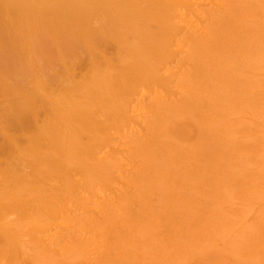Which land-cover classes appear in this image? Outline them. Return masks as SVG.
Here are the masks:
<instances>
[{
  "label": "bare ground",
  "instance_id": "1",
  "mask_svg": "<svg viewBox=\"0 0 264 264\" xmlns=\"http://www.w3.org/2000/svg\"><path fill=\"white\" fill-rule=\"evenodd\" d=\"M214 1H216V0H214ZM220 1L217 0L215 2V4H213L214 2H210V5H212V6H211V10H210V8H208V11H213L214 13L216 11L218 13H219V11L221 12L220 18L216 19V18H218V16H216V18H215L216 21H215V23H213L214 25L212 24L213 28H211L210 22H208L206 24V21L204 22L203 19L200 20V17H199L200 14L198 13L199 14V16H198V14L195 13L196 11L197 12L200 10L203 11L205 9L204 8V9L199 10L198 6L200 7L201 3H196V0H0V131L2 132V134H0V136L3 137V139L1 140L2 142L0 144V150H1V155H2V156L1 155L0 156H1V158L3 157L2 160H0V262L2 264H4L3 262H5V263L8 262V264H25L29 257H30L29 259H32L31 256L29 255V254H31L29 251L34 252V253H32L33 255L31 254L35 258L33 260L34 262H36L35 260L38 258V261L36 264H38L40 261H42V260H40V259H42V257L43 258L46 257L49 260L52 259L50 261L54 260L55 263L54 262L50 263V261H49V264H56L57 261H59L57 263L62 264L63 258H61V257H64L65 255L67 257L68 252L71 255V253L74 250L72 247L75 248L80 244L79 248L82 249V247H85L84 249L87 250V245L90 246V244L93 242L90 240L91 238L89 239L91 243H86L85 239H83V238H82L83 241H81L82 240L81 237L83 235L82 236L79 235L80 231L78 232V235L81 237H79L77 239V237H78V235H76L77 233L75 234L73 232L74 233L73 234V233L69 232L68 230H65V231L62 230L63 228L64 229L68 228V227L67 228L62 227L63 226L62 224L64 223V226H65V223L69 222L68 220L71 219L70 216H65L63 214V212L65 213V211H63V210H66V209L69 210L70 209L69 208V207H71L70 198L72 199V195H75V194L77 195L78 194L77 192L80 190V188H82V187L85 188L89 184H90L89 186H91V185L93 186L94 183H96V182L100 183L101 181H102L101 185L103 184V185H105L104 187H107L111 184V181L113 184H116L117 183L116 181H118L120 179L119 177L117 178L116 176L113 177L114 169L115 168L119 169L118 161L121 160V154L125 152L123 149L117 150L119 148H114V146H113L115 144V142H116L115 145H118L120 143L121 139L124 140V138H121L122 133L119 132L118 130L122 131L125 128V129H127L128 133L133 132L132 133L133 135L135 133L141 132V134L139 136H141L143 138V140H142V138H139V137H138V139H139L138 140L136 137L137 136V134H136V136L132 135L133 136V142H131V141L130 142L132 145H133V143L135 144L138 142L139 144L138 145L135 144L134 146H132L133 147L132 149H134V147H136V145L138 146V148H140L139 146L141 145L140 149H138L136 147V149H134V150L135 151L138 150L140 152L143 149L141 151V153H139V154H141V156H143V157L145 155V158H146V159L143 158V159H145V161L142 160L145 165L142 163V161H140L142 169H143V166L146 167V168H144V169H146L145 173L143 172L144 169H143V171L141 170V172H138V173L142 174V175H139L142 178V182H143L144 176H145V179L148 180V181H146V180H144V181L146 183H148L150 180L148 178H146L147 176L151 175L152 173H155V177H156V174H158V176H157L158 178L156 177L155 180L153 178L154 177L153 174H152L153 177L150 176L154 181H156V179L158 181V182L156 181L157 182L156 184L153 180L152 181L154 183L150 182V183L155 184V186H156L155 187L153 185L154 187L152 188V185H151V189L152 190L155 189V191H153V193H155L156 189L158 187H160L161 185H162L161 188L162 187L166 188L165 191L171 192L172 186H175V182L178 179L181 181H184V183H186V181H187L188 185L189 184L195 185L194 184L195 182L197 183L196 185L202 184V182L204 180L200 178L199 180H201L202 182L198 181V177H197V181H195L193 184H192V181L187 180V179H190L189 177H191V175H193V177H191V180H193L192 178H194V174H193L194 172L193 173L191 171L186 172L187 166L190 167L191 169L193 168V166H195L193 168V170H194L197 167V165H199V163L196 162L197 165L192 166V163L195 162L200 155V154L197 155L198 153L193 152V150L195 149L196 146L198 147L200 144H204V145H202L204 148L202 147L203 150H202V153L199 157V159L203 160V162H204V163L202 162L204 165H202V163H201V168L205 167V162H214L218 158H220L221 160H222V158H224L222 160V161H224L225 160L224 156H226V154H227L226 152L228 151V153H230V151H231L230 149H236V147L233 144L232 146H234L235 148L233 147V148H229V150H226L228 148V146L225 147L224 142L229 141L230 138L227 139V136H226L227 134L224 133L226 130L223 132L225 134L226 138H225V136H223L221 134L225 128L224 126H223L224 128H222V126H220V128H219L220 124L218 125V123H217L218 127H216V129L214 128L215 126L213 127V124L215 125L216 122L213 123L212 125L210 124L212 127L209 126L208 127L209 129L206 127L208 122H206V124H205V123H203L204 122L203 121L202 123L201 122L198 123V125L196 124L197 127H196L195 131L200 130L198 132H201V133H198V134H200L199 137L197 136V134L196 135L191 134L192 135L191 136L190 135L191 130H193L195 127L193 126L194 123L190 122L191 119L189 120L187 117H189L190 115H191L190 117H192V112H193L192 110H194L198 106V103H199V101H198L199 99L197 97H199V96L201 97V95H203L205 92L199 91L198 93H194V94L192 92H190L191 94H189L188 89L186 90V88L183 87L184 89H182V90H184V91H182V93H184V94H182L178 91L179 88L182 87L181 85L179 88L177 87V90L174 89V87L178 86L177 83H178L179 79H178L177 75H179V73L184 74L186 71V74L188 73V75H189L187 77L188 80L185 79L186 81H190V83L193 81H197V83L195 82L196 84L194 83V85L191 83L195 88H197L194 90L198 91V90L203 89V91H206L208 88L206 90H204L205 86H203V88H200L202 85L200 86L199 85L200 83H198V82H200V80H203V78L204 79L206 78L209 80L205 79V80H203V82L208 81V84H209V82H210V85L214 84V85H212V87L215 88L217 91V88H216L218 86L217 80L220 77L224 78V76H222L223 74H221V76L219 75L220 77L213 78V80L210 79L211 76L208 75L209 78L205 76V74L207 75L210 73L209 68H207V66H208L207 64H210L209 62L211 61L209 59L214 58V56L219 55L220 52L223 51L225 48L229 47L230 45H233L234 44L233 39L235 37H236L235 43H236V39L238 41L241 40L240 41L241 43H242V41L244 42L243 47L245 48V46H246L247 49L249 47H251L250 50H252V51H253V49H255L253 47L256 44L255 41H257L259 38H261V36L259 35L260 32H259L258 28H254V25L251 27L247 26V29H245V31H247L246 32L247 43L245 44V41H244L245 39H243L245 31L243 33V29H242V28H244V26L242 25L243 26L242 27L241 25H239V26H241L239 29L238 25H236V23H235L236 21L239 22V20L237 18H238V15L240 14L241 10H243V8H244V10H247L249 8L248 5H243L242 6L243 8L240 6L241 5L240 1L242 2L244 0H240V1L239 0L238 1L237 0H232V1L229 0V2H228V0H225L228 2V3L226 2L227 4H225V5L220 4L219 3ZM247 1H249V0H246V2L244 1V4H246V3L248 4ZM238 2H239V4H238ZM202 3H203V0H202ZM263 4H264V2H263ZM252 5L249 2V6H252ZM246 6H247V9H246ZM249 10H250V8H249ZM250 11H248V12H250ZM189 12L190 13L192 12V14H190ZM218 13H215V15H218ZM254 13H255V10H254ZM201 14L203 15L204 11ZM249 14H247V15H249ZM202 15H201V17H202ZM252 15H254V14H252ZM211 16H213V15L209 16V20H211V18H212ZM255 16H253V17H255ZM191 17H193V18H191ZM241 17H242V15H241ZM241 17L239 16L240 20H241ZM188 19H192V20H188ZM205 19H206V17H205ZM203 22L207 26L204 25ZM262 27H264V26H262ZM257 36L258 37L260 36V37L255 39V37H257ZM231 40H233L232 41L233 43L230 42ZM259 40H261V39H259ZM185 46H187V47H185ZM239 46H240V44H237V48ZM243 47H239L238 48L239 51H241V48L243 50L244 49ZM184 48H186V50ZM247 49H246V51H247ZM225 50H227V49H225ZM257 50H259V49H256L255 51H257ZM189 51L194 52L195 56L193 58L195 60L194 59L193 60L195 61V63L190 58V55H192L193 53L190 52V54L188 56ZM224 51H223V53H224ZM244 51H245V49H244ZM230 52H231V49H230ZM236 52L240 53L236 50L234 55L236 54ZM254 52H253V54H254ZM225 53H226V51H225ZM231 54H232V52H231ZM249 54L250 53H248V54L246 53L244 55H249ZM256 54L257 53L255 52L254 56L258 57L257 56L258 54L257 55ZM185 55H186V57L188 56V58L193 62V64H195L193 66H196V67H192L191 65L190 66L192 68H194L195 71H197V74L198 73L202 74V75L198 74L200 77L201 76L203 77V78L202 77L200 78L198 76L199 81L197 79V76H196V80H193L194 75H196L195 74L196 72L194 71L193 76H192V72H191L190 68H188L189 65L187 66L184 63L186 65V69H188V71H190L191 73L187 72L186 69L184 71L183 68H181V71L183 70L181 72L180 71L181 65L178 64L179 67L176 65V62L181 61L182 57L185 58ZM229 56H228V58H229ZM231 56H233V55H231ZM231 56H230V58H231ZM236 56H237V54H236ZM241 56H242V54L240 55V57ZM217 58H218V60L217 59L216 60L219 61L218 63H220L222 68L224 66H226L229 69V71L234 72L233 70L236 69L234 62H236V61L233 62L232 59H231V61L226 60L225 57L220 59L219 56ZM189 59L187 61H190ZM246 59H247V57L245 59H243V61L246 62L247 61ZM216 60H215V63H214V60H213V63L212 62L211 63L214 65L218 64L216 62ZM258 60H257V62H258ZM182 61L185 62L184 59ZM243 61L238 60L239 63L240 62L243 63ZM261 61L262 60H260V62ZM255 62H256V60H255ZM249 63H250V61H249ZM189 64H191V63H189ZM212 64H211L210 68L213 70L214 67L212 68ZM255 64H253V62H252V64L250 63V65L252 67ZM185 65L181 66V67H185ZM220 65L218 64V67H220ZM240 65H241V63H240ZM240 65H237V62H236V66L240 67V69H242L243 67H241ZM246 65L243 64V66H245V68H246V69L245 68L242 69L244 72H246L245 70H247V68L249 67ZM255 66L253 68H255ZM258 66H260V65H258ZM229 67L230 68L232 67V69L230 70ZM237 69H239V68H237ZM237 69H236V71H237ZM215 70H217V69H215ZM242 70H240V72ZM192 71H193V69H192ZM216 72H214V73L212 72L213 73L212 77L216 76L215 75ZM237 73H238V71H237ZM248 73L250 75V72H248ZM257 73L258 72H256L255 74H257ZM217 74H219V72ZM190 76H192V78ZM232 76H231V78H233ZM253 76H255V78H257L256 75H253ZM234 77H236V79H237V75L236 76L234 75ZM244 77L245 78H243L241 75L239 81L237 79V81H235L234 83H230V87L224 85L227 88L226 90L228 91V93L226 92L228 95L227 96L228 101L231 100L234 103V100L236 98L238 99L239 97H241L239 99H241V101H242V98H244L245 96L248 97V95H246L247 94L246 92H248V90L247 91L244 90V87L245 86L248 87L249 84L251 87L252 84L250 82L251 79H249V77H246V76H244ZM228 78H230V76L227 77L226 79L228 80ZM246 78L249 79L248 83H247ZM215 79H217L216 82H215ZM230 79L228 81L231 82ZM253 79L254 78H252V81H255V79L254 80ZM185 80L183 82L186 83ZM212 81H214V83ZM221 81H223V79L219 80V82H221ZM174 82H177V83H175V85H174ZM179 82L181 83L182 81L179 80ZM184 84H183V86H185ZM215 84H217V85L215 86ZM245 84H248V85H245ZM173 85H174V87H173ZM198 85L200 87H198ZM207 86L208 85H206V87ZM219 86H222V85H219ZM186 87L188 88L189 86H186ZM225 87H224V89H225ZM228 87L231 88L230 89L231 91L229 90ZM250 87H248L249 90H250ZM209 88H211V86ZM213 88H211L210 90H212ZM252 88H254V85ZM142 90H144L145 94L147 93L148 96H153V97H148L149 101L151 100V102H152L154 100V103L152 102L154 105L156 102H158V104H159L158 109H157L158 112H157V114L155 113L156 114V117H155L156 120L153 119V120H155V123L153 124V122H154L153 121L152 122L153 125L152 124L150 125V127L151 126L154 127V128H152V127L150 128V130L152 129L150 131V133L147 130V128L149 127V124H148L149 121H147L148 127H146L144 129V127L142 126V128H140L139 126H141L140 124L143 121L139 122L140 123L139 124L138 122H136V120L139 119V117H141V116L140 115L132 116V114L134 112V110H132V106H134L135 103L134 104H131V103L134 102L135 100L141 101L146 96L143 94L144 97H142L143 95L141 94L142 96L141 95L140 96L142 98L138 97L139 94L142 92ZM189 90H190V87H189ZM209 91H208V93H209ZM185 92H187V94ZM230 92H232L231 95H229ZM162 93H164V94H162ZM178 94L179 95L181 94V97ZM185 95H187V97ZM191 95H193V96H191ZM194 95H196V96H194ZM210 95H212V96H209L210 99H208V97L205 95L207 97L206 99H208L209 101H211L213 99L212 97L217 96L216 94L213 95V93H211ZM221 95H223V94H221ZM221 95L219 94V96H221ZM224 95L226 96V94H224ZM249 95H250V93H249ZM205 96H203V97H205ZM242 96H244V97H242ZM177 97H179V98H177ZM194 97H195V99H194ZM203 97H201V98H203ZM231 97H233V98H231ZM215 98L213 99L214 101H215ZM229 98H231V99L229 100ZM218 99H219V97L216 100H218ZM223 99H225V98L222 97L218 102L220 104L224 103L221 105L224 107L223 109H225V107L227 105L225 103L226 101ZM244 99H246V98H244ZM208 100H207V102L209 104ZM248 100H249V98H248ZM200 101H201V99H200ZM204 101H206V100L204 99ZM218 102L215 101L213 103L212 102H210V103L214 105V103H218ZM242 102H244V101H242ZM241 103H239V104H241ZM220 104H216L215 107H217ZM224 105H226V106H224ZM222 106H220V107L222 108ZM241 106H242V104H241ZM211 108H212V105H211ZM216 109H218V108H216ZM216 109H215V111H216ZM229 109H230V107H229ZM197 110H194V111H197ZM217 111H219V110H217ZM233 111H235V109ZM189 112H191V113H189ZM249 112H248V115H249ZM216 113H218V116L220 117L219 114H221V113H219V112H216ZM227 113H229V112H227ZM205 115H206V113H205ZM154 116L155 115L153 113V117ZM197 116H199V114ZM197 116H195V117H197ZM203 116L200 115V117H203ZM207 116H205V118ZM209 116L211 118V116L213 117V114H210ZM225 117H227V115ZM202 119H204V118H202ZM219 119H222V116ZM238 119H240V118H238ZM201 120H199V121H201ZM210 122H212V121H210ZM150 123H151V121H150ZM219 123H221V122L219 121ZM225 126H227V125H225ZM234 126H236V125H234ZM261 126H263V124ZM205 127L207 128V130L214 128L213 130H216V131H214V132H212L213 130L210 132L206 131ZM238 127H239V124H238L237 128ZM240 127L238 130H240ZM217 128L219 130H217ZM142 129L144 130L145 133L147 130L148 131L147 133H149V135L146 136L145 133L142 131ZM220 129H223V130L221 131ZM232 130L230 129L229 131H232ZM235 130H236V128H235ZM244 130H246V129H244ZM217 131L218 132L220 131L221 133L219 132L220 133L219 134ZM127 132H125V133L127 134ZM216 132H217V135H215V136H218V134H219V136L217 137V140H216L214 135L210 134V133L214 134ZM242 132H243V130H242ZM247 132L249 133V131H247ZM118 134H120L121 136L120 135L118 136ZM220 135H222L225 138V140L227 139V141H224V138L220 137ZM128 136H130V135H128ZM189 136L192 139L194 136H197L198 138H196V139H198V141L195 140V142L196 143L199 142L200 144L198 143L199 145L198 144L196 145V144H194L195 142L193 141L194 146L191 148V149H193L192 154L189 153L190 155H192L191 157H189L190 158L189 161L191 162V164H190V162L188 164V159H187V161L185 163L188 165H186L185 163H183L184 161L181 160L182 159L181 157L184 156L183 155L184 153L183 152L181 153V151H183L182 148L187 149L185 147L187 142L184 144L183 142H185V141L182 142L179 140L185 139L187 141ZM117 137H119L121 139H119V138L117 139ZM212 137L214 138V140L212 139ZM116 139L118 141H116ZM136 139H137V142H136ZM134 140H135V142H134ZM141 141H142V144L140 143ZM125 142H127V140ZM125 142H124V144H125ZM178 142H181L182 145L177 144ZM230 142H232V141H229V145L232 144ZM168 144L169 145L171 144V147H172V148H169L170 149L169 152L167 151V148H166V146ZM183 145H184V147L181 148V146H183ZM242 145H243V143H242ZM143 146H144V148H143ZM162 146H165V147L162 148ZM156 147H158V148L160 147L162 149L165 148V150L167 151L166 154H164L162 152L163 151L162 149H156L157 152L159 151L158 152L159 155L156 156L157 153H156V151L154 152ZM190 147L191 146H188L189 150H190ZM105 148H108V151L106 150L104 154H102L99 157H96V155L99 154L102 150H105ZM145 148H146V151H148V153L150 152V154L151 153L153 154L152 157L154 156V153H156V155L154 157L157 158L158 160L153 158V161H151L152 159L150 160L151 161L150 164H149V161L146 162L147 160L150 159V157H148L150 154H148L146 152L143 155V151L145 150ZM238 148H240V147L238 146ZM160 150H162L161 153L163 155H160ZM248 150H250V149H248ZM186 151L189 152L188 149ZM232 151H234V150H232ZM242 151H244L243 148H242ZM118 153H120V155H119L120 159H119ZM194 153L197 156L193 155ZM261 153H264V152H261ZM146 154H148V155H146ZM167 154H170L169 155L170 159L168 158ZM132 155H134V154H132ZM259 155H260V153H259ZM163 156H165V157H163ZM135 158H137V157H135ZM147 158H149V159H147ZM194 158H196V159L194 160ZM124 159H126V158H124ZM173 159L175 161L177 159H180V161H182V162L179 161L180 166H179V164H177L178 163L177 161H176L177 163L174 161L176 164L172 161V163L175 164L176 166L171 164L170 162ZM228 159H230V158H228ZM169 160H170V162H169ZM159 161H161V162H159ZM225 161H224L225 166L226 165L228 166L229 163L231 164L230 160H229L230 162L228 161L229 163L225 162ZM256 161H257V159H256ZM226 163H228V164H226ZM147 164L151 165V168L152 169L154 168L156 170L153 169L154 170L153 171L151 168H149L150 167L149 165L147 166ZM181 164L183 166H186V167H183ZM210 164L214 165L215 163H210ZM217 164H218V162H217ZM166 165H168L169 170L175 169L174 171L172 170L173 172L171 171L173 176L171 175L170 171H167ZM170 165L175 166V168L170 167ZM137 166L135 165L136 171L135 172L132 171L134 173V175L137 171H140V169H141V167L139 169V167L137 168ZM214 166L217 167V165H214ZM232 166H235V165H232ZM132 167H134V166H132ZM178 167L182 168L181 171H179L180 168L178 170ZM199 167H200V165H199ZM207 167H209V168H206V169L215 168L213 166L211 168L209 165ZM19 168H20V170L18 172L17 170ZM131 169H134V168H131ZM158 169H160L159 171L161 174L159 173ZM176 169L178 171H176ZM227 169H229V168H227ZM163 170L167 171L168 173L164 172ZM199 170H201V169L199 168ZM199 170L198 171L196 170L197 171L196 173H198ZM215 170H217V169H215ZM215 170L213 169V171H215ZM226 170H225V175H227ZM221 171H222V169H221ZM148 172H149V175H147ZM177 172H179V174H177ZM180 172H182L184 174L182 175V173L180 174ZM120 173H121V171H120ZM138 173L136 174V177L138 176ZM165 173H166V175H165ZM198 174H196V175L198 176ZM207 174H208V172H207ZM209 174H211V173H209ZM209 174H208V176H209V178H211V176L213 174L211 176ZM139 176L137 178H139V180H140L141 178ZM182 176H184L185 179ZM187 176H189V177H187ZM230 176H231V179H233L232 175H230ZM127 177H128V175H127ZM131 177H130L131 178L130 181L133 182L136 180V182H133V184H132V182L127 181L130 185L136 186V184L139 183L140 187L147 186L148 192L151 191V189L149 190L150 187L148 186V184H150V183L143 184L144 183L143 182L140 184L141 181H139L136 178H133V176H131ZM166 177L167 178L171 177L172 179H169L168 182H166V180H167ZM173 177H175V180L173 179ZM218 177L221 178V176H219V175H218ZM224 177H225L224 179H226L225 181H227V179H228V178H226L227 176H224ZM124 178H126V177H124ZM205 178H206V176H205ZM213 178L214 177H212L211 180H213L214 186H216L215 182H216V184L220 183V180H219L220 178L217 179L216 175H215L216 179L214 180ZM132 179H134V180H132ZM163 179H165V180H163ZM113 180L115 183L113 182ZM211 180L209 179V183H212V182H210ZM163 181L166 183H164ZM171 181H173V182H171ZM222 181H224L223 178H222L221 182ZM238 181H241V179ZM189 182H191V183H189ZM229 182H230V180H229ZM178 183H177V185H178ZM203 183H205V181ZM209 183H208V185H210ZM222 183H225V182H222ZM222 183H220V184H222ZM45 184H48V185H46V188H44ZM142 184H143V186H141ZM171 184H172V186H171ZM249 184L251 185V183H249ZM111 185L109 188H112V191H113V186L111 187ZM188 185L187 186L185 185L186 188L191 187ZM180 186L178 185L177 195H180L178 197H181L182 196L181 194L186 191L185 187H184L185 189H183V186H181V187ZM98 187H99V185H98ZM124 187H123V189H124ZM134 187H133V190H134ZM136 187L135 188L137 189L138 192L133 191V193L134 192L138 193V194L143 193L144 197H148L149 194L152 193V191H151L149 194H146L147 191H145V189L147 190V187H145L143 189L140 187L138 188V186H136ZM179 187H180V189L184 190L183 192L181 190V192H182V193L180 192L181 194L178 193V191L180 190ZM196 187H197V189H199L198 188L199 186H196ZM138 189L139 190L142 189L141 192H139ZM174 189H175V187H174ZM194 189L195 188L191 187L189 190L190 193L189 194H188V192H186V193L188 195H190L191 191L196 192V190H194ZM118 190H117V192H118ZM158 190H159V188H158ZM160 190L161 191L163 190V191L161 192ZM160 190L159 191L161 192V194L162 193H168V192H165L164 189H160ZM232 190H233V188H232ZM126 191H129V190L126 189ZM159 191H157V192L159 193ZM174 191L176 192V189ZM117 192H116L117 197L122 196V198H124L123 197L124 195H120L121 193L124 192V190H123V192L119 191V193H118L119 196H118ZM157 192L155 193V195L157 194ZM256 192H258V190ZM101 193H102V191H101ZM111 194H109V195H111ZM128 194H130V192H128ZM128 194L126 193L127 197L125 195L126 200H124L125 198L123 199L124 201L122 200L123 202L127 201L130 203L128 205L126 202V204L124 205V203L122 202L124 205V208L126 206L127 209L129 207L130 208L132 207L133 202H137V201H132V199L129 197ZM138 194H136V196ZM175 194L176 193H174L173 195H175ZM208 195H207V198L209 197ZM210 195L213 196L211 193H210ZM220 195H221V193H220ZM116 196L114 194V197H116ZM169 196H171V195H169ZM183 196H184V194H183ZM183 196H182V198H183ZM215 196L218 199L219 194L218 195L215 194ZM247 196H248V193H247ZM163 197L164 196L160 197V199ZM108 198H111V197L108 196L107 199L105 198L109 202ZM112 198H113V196H112ZM122 198H117V199L113 198L111 200L116 199V202H117L118 199L121 200ZM127 198L132 203L130 201H128ZM149 198L151 199V196H149L148 199ZM171 198L169 197V199H171ZM80 199H82V197H80L78 199L75 198V200H77V202ZM148 199L145 198V200L149 201L148 205L150 207L148 206V208L150 210L148 209V212L146 211V208L137 209L139 207H136V203H135V205H133V207L136 208L137 210H139V211L141 210V214L143 211L142 215H140L138 213L139 211H137L135 213V214H139V217L141 216L139 218V217H136L137 216L136 215L135 220H139V222L142 224V226H143V222H144V226H145L146 222H147V224H150V223L154 224L155 221L153 220V218L156 216L158 217V220L156 219L157 217L155 218L156 221L161 220V217H159L160 213H158L159 215L157 214V212H159V211H156V210L154 211L153 208L156 207L155 209H157L158 205H160L162 201L157 199V201L160 204H158L154 201L155 204H158L157 206L154 207L153 201L151 202L150 199L149 200ZM178 199L179 198L176 197L173 200L177 201ZM242 199H243V197H242ZM153 200H156V199H153ZM173 200H170V201H173ZM213 200H215V199H213ZM213 200H211L210 203H212ZM104 201H103V203H104ZM139 201L141 202L143 200H139ZM199 201H202V200H198V203H199ZM79 202L81 203V201H79ZM108 202H106L107 205H108ZM110 202L111 203L114 202L116 204L115 201H110ZM67 203H69V204H67ZM83 203H84V201H83ZM119 203L120 202H118V204H116V205L122 206L121 208H123V205L119 204ZM170 203L172 204V202H170ZM177 203H176V205L172 204L174 206V208H172V205L168 203L169 205H171L170 207H168L169 208L168 211H170V212L165 211V214L166 213L172 214V212H174V210H175V206L179 207V211H180L181 206L177 205ZM182 203L184 204V202H182ZM202 203H203V201H202ZM205 203H207V205L209 206V203L206 202V200H205ZM99 204H101V203H99ZM213 204H214V202H213ZM73 205H75L74 208L76 206H78V204L77 205L72 204V207H73ZM84 205H86V204L84 203ZM95 205L96 204H94L93 206H95ZM97 205H98V203H97ZM110 205H111V207L109 209H107L109 211V213H107L106 216L101 215L102 218H100V219L101 220L103 219V221L100 220L101 221L100 223H101V225H102V223H104L103 226L104 225L108 226L107 225L108 223L105 224V221L110 220V218H108V220H106L107 219L106 217H111V216H108V214L111 215L112 213H114V212L110 213L111 211L115 210V207L114 206L112 207V204H110ZM106 206H104V207L102 206L104 209H102V207H101V209L99 211L106 210L105 209ZM163 206H165V205H163ZM107 207H109V206H107ZM77 208L78 207H76L75 209H73V208L72 209L76 210ZM95 208H96V206L94 207V211H95ZM113 208H114V210H113ZM117 208L121 209L120 207H117ZM181 208L183 209L185 207H181ZM197 208H199V207H197ZM208 208H210V207H208ZM212 208H213V206H212ZM110 209H112V210L110 211ZM119 209H118V212H121L122 210L119 211ZM170 209H172V210L174 209V210L171 211ZM176 209H178V208H176ZM182 209H181V212L178 211L180 214L182 213ZM124 210H125V212H127L126 209H123L122 212H124ZM186 210H184V212ZM76 211H78V210H76ZM89 211H90V209H88V212ZM94 211L92 210L93 213L97 212V211L96 212H94ZM115 211L116 212L113 215L118 219L120 218V220H118L117 222H120V224L122 223V225H123L125 220H128V221L130 220L129 222H131L132 219H129V218L127 219L126 217L131 216V218H134L133 215H135V214H133V210H132L133 215H129L130 210H128L129 213L127 212L128 214H127V216L125 215V217H122L120 215V213L117 212V210H115ZM134 211H136V210H134ZM144 211L147 214H145ZM151 211L154 212V214H156V216L153 217L154 214ZM196 211H198V209ZM196 211L194 213H196ZM57 212H60V214H62V216L64 215L65 219H66V217H68V220L66 219V221H65L63 219V223L60 221H59L60 223L56 221V225L59 224L58 226H60V227L55 228L56 225L54 226L52 224L53 225V227H52V225L50 223H47V222H51V220L53 218L52 216L56 215ZM162 212H164V211H161V213ZM198 212H201V211H198ZM66 213L68 215V212H66ZM76 213L77 212L74 213L75 216H76ZM101 213H103V212H101ZM194 213H192V214H194ZM144 214L146 215L147 220H148V218H150L154 222H151L150 220H148L150 222L146 221L145 216H144L145 220L143 219V222H142V220L140 221V219L143 218ZM150 214H152V215H150ZM168 214H167V216H168ZM187 214L189 215V212ZM187 214L185 216H188ZM58 215L59 214H57V216ZM90 215H92V213L89 214V216L87 214L86 217H88L90 219L91 218ZM97 215H99V214H97ZM97 215L96 214L92 215V216H95V217H92V219L93 218L96 219ZM148 215H150V216L148 217ZM176 215H179V214H176ZM196 215H199L198 217H200L199 213ZM196 215L195 216L193 215V216L196 217ZM117 216H119V217H117ZM189 216L191 218V215H189ZM80 217L82 218L81 214L79 215L78 220H80ZM115 217L111 218V220L113 222H114V219H116ZM171 217H172V215H171ZM171 217H169V218H171ZM47 218H49V219L51 218V220L49 221V219H47ZM83 218H84V215H83ZM121 218H123V219L121 220ZM137 218H139V219H137ZM174 218L176 219V217H174ZM200 218H202V216ZM179 219L181 220V218H179ZM184 219L185 218H183V220ZM187 219H189V218H187ZM207 219H208V217H207ZM38 220H40V221L38 222ZM44 220H46L47 222L46 221L44 222ZM54 220H55V218H54ZM54 220H52V221H54ZM135 220H134V222L132 221L133 225H131L128 221H125V225L130 224L129 227L126 226V228L130 229L131 228L130 226H132L131 230L134 228L135 229L134 233L129 229L128 230L124 229V231L127 230L124 232L123 229L116 228V224H115L116 222L113 223L115 226H112V224L110 226V224H109V227H112V229L116 228L114 235L115 236L118 235V237L116 238L111 233L112 236L114 238H116V239H114V242L111 241L113 239L110 240V242L113 243L112 247H115L114 244L119 242V240H120L119 243H121V238L123 239V238H125V236H127V235L123 236L122 233L127 234L128 231L132 232L131 235H130V233H128V236L130 235L131 238H132V236H136V234L139 230L142 231V233L140 231L138 232L139 237L143 236L142 235L143 232L145 233L144 237L145 236H146L145 238L148 237L146 234L148 233V231H149V233H151L153 229L147 230V233H146V231H144L143 227H141V224ZM173 221H176V220H173ZM173 221L169 224L170 226H171V224L173 226V224H174ZM185 221H186V219H185ZM193 221L195 222L197 220L195 219ZM202 221H204V220H202ZM180 222L182 223V220ZM191 222H189L188 225H190ZM70 223H71V220H70ZM70 223H66V224L70 225ZM83 223H85V221H83ZM98 223L95 224V226L98 225ZM79 224L81 225V223H78V225ZM135 224H137L138 227ZM147 224H146V226H147ZM152 224H150V226ZM166 224L168 225V223H166ZM183 224H185V223H183ZM202 224H204V223H202ZM234 224L235 223H233V225ZM90 225H93V224H90ZM125 225H123L124 228H125ZM188 225L186 224V226H188ZM194 225H196V224H194ZM199 225H200V223H199ZM82 226H84V225H82ZM99 226L100 225L96 226V228L97 227L99 228ZM150 226H149V228H150ZM162 226H164V225H162ZM166 226L162 227V228H164L163 229L164 231L166 229ZM73 227H74V224H73ZM76 227H78V226H76ZM91 227H89V228L91 229ZM178 227H179V225H178ZM93 228H95V227H93ZM152 228H154V227H152ZM159 228H160V224H159ZM192 228L194 229V227H192ZM78 229H79V227H78ZM107 229H108V227L106 228V230ZM168 229L170 230L169 226H168ZM177 229H178V232H177V234H174V236L177 235V238H178V233H179V231L181 232V229H179V228H177ZM69 230L71 231V229H69ZM117 230H120V231L118 232ZM136 230H138V231H136ZM182 230H183V228H182ZM189 230H191V228L188 229L187 232H189ZM194 230H196V229H194ZM110 231H111V229H110ZM116 231H117V234H115ZM158 231H159V229H158ZM166 231L168 233L167 229H166ZM229 231H230V229H229ZM97 232H99V231H97ZM172 232H176L175 227L173 228ZM154 233H156V232H154ZM223 233H224V231H223ZM109 234H110V232H109ZM119 234H122V235H120L122 237L119 238ZM182 234L186 235V233H183V232H182ZM194 234H196V233H194ZM74 235H76L77 237ZM103 235H106V234H103ZM150 235L151 234H149V237H150ZM179 235H180V233H179ZM183 235H181V236H183ZM95 236H98V235L95 234ZM95 236L93 235L92 237L94 238ZM128 236L126 237V239H123V241L128 240L129 242L134 243L133 240ZM156 236H158V235H156ZM156 236H155V239L152 237H150V238H152L153 240H156ZM167 236H168V234H167ZM74 237H76V238H74ZM139 237L136 236V238H138L137 240H139V242H142L143 240L144 241L146 240L147 242H149L148 238L147 239L143 238V240H142V238L139 239ZM190 237H188V239H190ZM118 238H119V240L116 241ZM170 238H171V236H170ZM184 238H185V236H183V240L186 239V238L185 239ZM192 239H190L191 241L190 240L188 241V243L191 242L190 243L191 246H192ZM92 240H94V239H92ZM170 240H172V239H170ZM198 240L199 239H197L196 241H198ZM217 240H220V239H217ZM67 241H71L72 243L74 241H76L75 243H77L78 245L74 246L75 244L73 243L74 245L72 246V244H71V247H70V244L66 243ZM77 241H79V242H77ZM144 241L142 242V244L144 246H142V244L140 243L142 250H145V248L149 246V245L146 246L145 244H147V242L146 241L144 242ZM161 241H162V239H161ZM161 241H160V243H161ZM180 241H182V240H180ZM201 241L203 242V239H201ZM240 241H241V239H240ZM64 242L68 246H65ZM139 242H138V246H139ZM162 242L165 243L164 240ZM62 243H64V245H61ZM152 243H155V241H153ZM178 243H176V244H178ZM183 243H186V240L184 242H182V244ZM159 244H157V245H159ZM197 244H200V242ZM202 244H204V243H202ZM133 245L134 244H131V247ZM166 245H168V244H166ZM187 245H189V244H187ZM120 246L121 245H117L115 248L119 249ZM136 246H137V244H136ZM136 246L134 245L133 247L135 249H137L138 247L136 248ZM171 246H173L172 243H171ZM185 246H186V244H185ZM195 246L198 247L199 245H195ZM131 247L129 246L130 249H131ZM133 247H132V251L135 250V249H133ZM179 247H180V244H179ZM189 247H190V245H189ZM189 247H188V249H189ZM200 247H202V245L199 246L198 248H200ZM69 248H70V250H69ZM126 248H127V246H126ZM126 248L124 247L125 250H126ZM139 248H140V246H139ZM186 248H187V246L184 248V250ZM191 248L189 250L186 249V251H187L186 253L192 252ZM216 248H217V246H216ZM223 248L224 247H222L221 250ZM116 249H114V250L117 251ZM121 249L124 251L123 246ZM159 249H161V248H159ZM205 249H207V248H205ZM58 250H61V254L58 253L59 252ZM83 250H81V251L83 253H85L86 250H84V251ZM142 250H139V252L137 250H135L138 253L142 254V256H144L141 258L140 254H138V256L140 257V260L137 257V255H135L137 253L134 251L135 253L132 252L133 254L129 253L130 258H128V261L130 259L131 260L129 262L127 260H126V262L123 260L124 263L125 264H133V263L136 264L137 262H135V261L137 259H138L137 261H141V259L143 260L146 257V255L147 256L148 255L154 256V253H152V255L148 254L146 250H145L146 253L144 251V253L146 255H144ZM170 250H172V249H170ZM179 250L180 249H178L177 251H174L175 253L173 255H171L173 253V251H172L170 255L172 257L176 256L175 254L179 255V253H180V252H178ZM221 250L219 249V251H221ZM77 251H80V250H78V249L76 250V248H75L74 253ZM127 251H129V250H127ZM165 251H166V249H165ZM193 251L195 252L194 248H193ZM212 251H213V249H212ZM64 252H66V253L64 254ZM82 252H80L78 254H80V255L82 254L81 256H83ZM90 252H92V251H90ZM95 252H97L96 249H95ZM104 252H106V251H104ZM104 252H103V254H104ZM196 252H195V254H198V251H196ZM218 252L216 254H218ZM230 252H231V250H230ZM234 252L233 253L231 252L230 254H234ZM108 253L110 255V252H108ZM118 253H120V252H118ZM121 253H123V252H121ZM126 253L125 252L123 253V258H125L124 256H126V255L129 256V254H126ZM155 253L158 254L157 252H155ZM203 253L207 254V252H204V251H203ZM58 254H60L59 255L60 258L58 257ZM63 254H64V256H63ZM124 254H126V255H124ZM199 254H201L200 250H199ZM114 255H116V254L114 253ZM120 256L119 257L112 256V259H114V257H116L115 261L118 264H121L120 263L121 261L119 262ZM155 256H157V255H155ZM160 256L161 255H159L158 257H160ZM205 256L206 255H204L203 257L205 258ZM196 257H198V255ZM200 257H202V256L200 255ZM46 258H44L45 262H44V260L42 262H44L45 264H48V260ZM58 258H59V260H58ZM82 258H84V256ZM100 258H101V256H100ZM106 258H108V257H106ZM133 258H135L136 260ZM60 259L62 260L61 262H60ZM67 259H70V258H67ZM73 259H75V258H73ZM87 259H86L87 264L88 263L90 264V261H88L89 259L88 260ZM105 259H101L104 261L103 263H105ZM109 259H108V262H109ZM64 260H66V259H64ZM84 260H85V258H84ZM84 260H83V262H81L82 264H84V262H85ZM101 260H99V261L101 262ZM161 260H163V258ZM169 260H171V259H169ZM66 261H64V264H66L65 263ZM111 261H113V260H111ZM220 261H222V260H220ZM71 262H72V264L75 263L73 261H70V264H71ZM96 262H97V260H96ZM131 262H133V263H131ZM33 263L30 261V264H33ZM101 263H99V264H101ZM139 263H137V264H139ZM152 263H153V261H152ZM110 264H111V262H110ZM143 264H144V262H143Z\"/></svg>",
  "mask_w": 264,
  "mask_h": 264
},
{
  "label": "rangeland",
  "instance_id": "2",
  "mask_svg": "<svg viewBox=\"0 0 264 264\" xmlns=\"http://www.w3.org/2000/svg\"><path fill=\"white\" fill-rule=\"evenodd\" d=\"M217 1V0H216ZM216 1H214V0H203V3H202V0H196V3H201L200 4V7L198 6V8H199V10L200 9H204L203 11H204V14L202 15L201 13H203V11L202 10H200V11H196L195 13H199L200 14V16H199V14H198V16L200 17V20H202L203 19V21L205 22L206 21V24L208 23V22H210V26H211V28H213V23H215V18H216V16H218V18H216V19H219L220 18V16H221V12L219 11V13L216 11L215 13H218V15H215V13L213 12V11H208V8H210V10H211V6L212 5H210V2H214L213 4H215V2ZM218 1H220V0H218ZM222 1V2H221ZM219 3L220 4H223V5H225V4H227L228 2H229V0H228V2L227 1H225V0H221ZM230 1H232V0H230ZM238 1V0H237ZM236 1V2H237ZM240 1V0H239ZM245 2H246V0H244ZM244 1H240V3H241V7L243 6V5H248V7L250 8V10H249V8L247 9V6H246V9L247 10H244V8H243V10H241V12H240V14L238 15V20H239V22L238 21H236L235 23H236V25H238V27H239V29H240V27L243 25L244 26V28H242L243 29V33H244V31H245V29H247V26H253L254 25V28H258L259 29V32H260V36H261V38H259L258 36L257 37H255V39L256 38H259V39H261V40H257V41H255L256 42V44L253 46L255 49H253V51L252 50H250V48L251 47H249L248 49H247V47L245 46V48L243 47L244 45H243V41H242V43L240 42L241 40H237L236 39V43L237 44H240V46L239 47H243L244 49H245V51H244V49L242 50V48H241V51H239V47L237 48V44L235 43V38L233 39L234 40V44L233 45H230L229 47H227V48H225V49H227V50H225L226 51V53H225V51H224V53H223V51H221L220 52V54L219 55H217V56H214V58H211V59H209V60H211L209 63L210 64H207L208 66H207V68H209V70H210V73L209 74H205V76L206 77H208V75L209 76H211L210 77V79L211 80H213V78H218V77H220L221 76V74H223L222 76H224V78H222V77H220V78H218V80L217 79H215V82H216V80H217V84H218V86L216 87L217 88V91H216V89L215 88H213L212 87V85H214V84H211L210 85V82H209V84H208V81L207 82H203V80H205L202 76V78H203V80H200V82H198V83H200L199 85L201 86H199L198 85V87H200V88H203V86H205L206 87V85H208L206 88L204 87V90H206L207 88V90L209 91L211 88H213L212 90H210L209 91V93H208V91L206 92V91H203V89H201V90H194V89H197V88H195L193 85H194V83L196 82L197 83V81H193V82H191L190 83V81H186V80H188V73L186 74V71H185V69H186V65L188 66H192V67H196V66H193V65H195V64H193V62L195 63V59L193 58L194 56H195V54H194V52H192V51H189L188 52V56H189V54H190V52H192L191 54L192 55H190V58H191V60H193V62L188 58V56L186 57V55H185V58L184 57H182L181 58V61H177L176 62V65L179 67V65H181V66H184L185 64V67H181L180 66V71H181V68H183V70L185 71V73L184 74H182V73H179V75H177L178 76V79L180 80V81H182L181 83L179 82V80H178V83L177 82H174V85H175V83H177V85L178 86H176V87H174V85H173V87H174V89L175 90H177V87L179 88L180 87V85L182 86L181 88H179V92L180 93H182V91H184V90H182V89H184L183 87H185L186 88V90L188 89V93L189 94H191L190 92H192L193 94L194 93H198L199 91L200 92H205L203 95H201V97H203V96H207L208 97V99H210V97L209 96H212V95H210L211 93H213V95H217V96H214V97H212L213 99L215 98V101H219L222 97L223 98H225V99H223V100H225L226 102V105H224V106H226L225 107V109H223L224 107L221 105V104H224V103H214V105L213 104H211L210 102H215L213 99V101L211 100V101H209L208 99H206L207 97L205 96V97H203V98H201L200 96L199 97H197L199 100V103H198V106L194 109V110H197V111H194V110H192L191 112H192V117H187L189 120H190V122H193L192 124H193V126L195 127L193 130H191V133H190V135L192 134V135H196L197 134V136L199 137V135L200 134H198V133H201V132H198V131H200V130H198V131H195V129H196V124L198 125V123H202L203 121V123H205L206 124V122H208V124L206 125V127L208 128L209 126L210 127H212L211 125L213 124V123H215V125L213 124V127L216 129V127H218V125H219V128H220V126H222V128H224V130L223 129H220L221 131H222V135L223 136H225V134H227L226 136H227V139L228 138H230V140L229 141H232V142H230V143H232V144H230L229 145V141H227V139L225 140V138H226V136H225V138L222 136V135H220V137H222V138H224V141H227V142H224L225 143V147H227L228 146V148L226 149V150H229V148H233L234 146L236 147V149H230L231 151H230V153H228V151L226 152L227 154H226V156H224L225 157V162H228L229 160L231 161V164L229 165L228 163H226V164H228V166L226 165L225 166V163H224V161H222L224 158H222V160L220 159V158H218L217 160H215L214 162H205V167L203 168H201V163L203 162V160H200L199 159V157H200V155H201V153H202V150H203V146L202 145H204V144H200L199 142H195V140L196 141H198V139H196V138H198L197 136H194L193 137V139L192 138H190V136L188 137V140L186 141L185 139L184 140H179V141H185V142H183L184 144L186 143V148L188 149V151L189 152H187L186 150L187 149H185V148H182V147H184V145L183 146H181V148H182V150L183 151H181V153L183 152L184 154V156H180L181 158V160L182 161H184L183 163H185L186 161H187V159H188V164H189V160H190V158L189 157H191L192 155H190V154H192V150L193 149H191L194 145H193V143L194 144H198L199 146L197 147L196 145V147H195V149L193 150V152H195V153H198L197 155H199V157H198V159L195 161V162H193L192 163V166L193 165H197V163H199V165H200V167H199V165H197V167L195 168L197 171L199 170V168L201 169V170H199V174L198 173H196L197 171L194 169L193 170V168L195 167V166H193V168L191 169L190 167H188L187 166V170H186V172L187 171H191L193 174H194V178H192L193 180H191V177H193V175H191V177H189V176H187V177H189L190 179H187L188 181H192V184L195 182V181H197V177H198V181H201V180H199L200 178L201 179H203L204 181H205V183H203L202 181V184H198V185H196L197 183L195 182L194 184L195 185H191V184H189L188 185V183H187V181H186V183H184V181H181V180H176V182H175V186H172V184H171V186H172V189H171V192H169V191H165V189L166 188H164V187H162L161 188V186L160 187H158L159 188V190L160 189H164V191L165 192H168V193H162L161 194V192L163 191H159L158 190V188L156 189V192L157 191H159V193L157 192V194L155 195V193H153V191H155V189H151V185H152V188L155 186V184L158 182L157 181V179H156V181H154L155 180V178L158 176V174H156V177H155V173H152L153 175H154V177L152 176V174L151 175H149V172H148V174L147 175H149V176H147L146 178H148L150 181L148 182V183H150V182H155V184H153V183H150V184H148V183H146L144 180H146L145 179V174L143 175L144 176V179H143V182H142V178L139 176V175H142L141 173H138V172H141V170L143 171V169L144 168H146V167H144L143 166V169H142V166H141V162L140 161H142V160H144L145 161V155H144V153H148V151H146V148H145V152L143 151V155H144V157L143 156H141V154H139V153H141V151L143 150H141L140 152L138 151V150H134V149H136V147L138 148V142H137V139H138V137L139 138H142L141 136H139L140 134H141V132L140 133H135L134 135L132 134L133 132H131V133H128L127 132V129H125L124 128V130H122V131H120V130H118L119 132H121L122 134V137L121 138H124V140H122L121 138H119V137H117V139L119 138V139H121L120 140V143L118 144V145H115L116 144V142H115V144L113 145L114 146V148H119V149H117V150H124L125 152V154L124 153H122L121 154V160H119L118 161V166H119V169L118 168H113L114 169V173H113V177L114 176H116L117 178L119 177L120 179L118 180V181H116L117 183L116 184H113L112 183V181H111V187L113 186V191H112V188H109L110 187V185L109 186H107V187H104L105 185H101V183H102V181L99 183V182H96V183H94L93 184V186L91 185V186H86L85 188H80V190L77 192L78 194L75 196V195H72V199L70 198V204H71V207H69L70 209V211L68 210V209H66V210H63V211H65V213L63 212V214L65 215V216H70L71 217V219H69L68 220V217H66V219L69 221V222H66V223H70V220H71V223H70V225L69 224H66L65 223V226H64V223H63V219L66 221V219H65V216L63 215L62 216V214H60V212H57V214H59L58 216H57V214L56 215H54V216H52L53 218H52V220H54V218H55V220L54 221H52L51 220V218L49 219V218H47V219H49V221L51 220V222H47L46 220H44V222L46 221L47 223H50L51 225L53 224L54 226L56 225V221L57 222H62L61 224L63 225H61L62 227H68L69 229H71V231L67 228V229H62V230H68L69 232H71V233H77L76 235H78V232L80 231V233H79V235H83L82 237L81 236H79L78 235V237L76 236V235H74V236H76L77 237V239L79 238V237H81V239L83 238V239H85V242L86 243H91L90 242V240L91 241H93L91 244H90V246L89 245H87V250L86 249H84L85 247H82V249L81 248H79L80 247V244L78 245L77 243H75L76 241H74L73 243L75 244H73L71 241H67L66 243L67 244H70V247H71V244H72V246L74 245V246H77V247H75L76 248V250L78 249V250H80V251H77V252H75L74 253V251H75V248L74 247H72L71 249L73 250V254L71 253V255L69 254V252L67 253V257H66V255L64 256V254L66 253V252H64V254H63V256L64 257H61V258H63V261L60 259V262L62 261V264H64V261H66L65 263L66 264H70V261H73V262H75V263H73V264H82L81 262H83V260H84V258H85V262H84V264H87V261H86V259L88 260V261H90V264L92 263V264H99V263H101V264H110V262H111V264H118L115 260H116V257H119L121 254V256H120V260H119V262L121 263V264H123L124 263V261L126 262V260L128 261V258H130V254L129 253H137V254H135V255H137V257L139 258V260H140V257L142 258V257H144V256H142V254H140V253H138L139 252V250H142L141 249V245H140V243L142 244V242L144 241L143 240V238L144 239H149V242H147L146 240V242H147V244H145L146 246L147 245H149L148 247H146L145 248V250L147 251V253L148 254H151L152 255V253H154V256H150V255H146L145 253H146V251L145 250H142L143 251V254L144 255H146V257L142 260L141 259V261H137L135 258H133V259H135L136 261L135 262H137V263H139V264H143V262H144V264H158L160 261L163 263V264H264V153H261V152H264V27H262V26H264L263 24H264V4H263V2H264V0H249V1H247L248 2V4L246 3V4H244ZM252 1V2H251ZM227 2V3H226ZM249 2H250V4L252 5V6H249ZM258 2V3H257ZM238 4H239V2H238ZM202 7V8H201ZM245 7V6H244ZM253 7V8H252ZM263 8V9H262ZM254 10H255V13H254ZM263 10V11H262ZM248 11H250V12H248ZM190 13V12H189ZM250 13V14H249ZM190 14H192V12L190 13ZM189 14V15H190ZM244 14V15H243ZM247 14H249V15H247ZM252 14H254V15H252ZM258 14V15H257ZM188 15V16H189ZM201 15H202V17H201ZM210 15H213V16H211L210 18H211V20H209V16ZM215 15V16H214ZM241 15H242V17H241ZM256 15V16H255ZM263 15V16H262ZM239 16L241 17V20L239 19ZM253 16H255V17H253ZM259 16V17H258ZM205 17H206V19H205ZM245 17V18H244ZM247 17V18H246ZM191 18H193V17H191ZM205 19V20H204ZM259 19V20H258ZM188 20H192V19H188ZM194 20V19H193ZM208 20V21H207ZM214 20V21H213ZM203 22V24L204 25H206L205 23ZM260 22V23H259ZM241 23V24H240ZM243 23V24H242ZM263 23V24H262ZM213 24V25H212ZM259 24V25H258ZM209 25V24H208ZM239 25H241V26H239ZM262 25V26H261ZM207 26V25H206ZM242 26V27H243ZM261 26V27H260ZM246 32L247 31H245V34H244V38L243 39H245L244 41H245V44L247 43V40H246V36H247V34H246ZM262 34V35H261ZM263 38V39H262ZM186 39V38H185ZM184 39V40H185ZM233 40H231L230 42H232ZM239 42V43H238ZM187 43V42H186ZM233 43V42H232ZM231 44V43H230ZM185 47H187V46H185ZM260 47V48H259ZM231 49V52H232V54H231V52H230V49ZM237 48V49H236ZM185 50H186V48H184ZM238 51V52H240V53H237L236 52V54H237V56H236V54L234 55V53H235V51L236 50ZM246 49H247V51H246ZM256 49H259V50H257V51H255ZM229 50V51H228ZM234 50V51H233ZM249 50V51H248ZM258 54H256L258 57H256V56H254V54H255V52ZM260 51V52H259ZM262 51V52H261ZM228 52V53H227ZM230 52V53H229ZM252 52V53H251ZM253 52H254V54H253ZM248 54V53H250L249 55H244V54ZM242 54V56L240 57V55ZM262 54V55H261ZM231 55H233V56H231V58H230V56ZM220 57V59H222L223 57H225V59L226 60H230L231 61V59H232V61L234 62V61H236L237 62V65H240V63H241V67H243L242 69H244L245 68V66H243V64L244 65H246V66H249L248 68H247V70H245L246 72H244L242 69H240V67H237L236 66V62H234L235 63V67H236V69L237 68H239V69H237V71H238V73H237V71H236V69L235 70H233L234 72H232V71H229V69L226 67V66H224L223 68L221 67V65H220V63H218L219 61H217L218 60V58L217 57ZM228 56H229V58H228ZM236 56V57H235ZM247 57V61L245 62V61H243V59H245L246 57ZM260 56V57H259ZM253 58V59H252ZM185 60V62L184 61H182V60ZM190 60V61H187V60ZM214 60V63H215V60H216V62L220 65V67H218V64H216V65H214V64H212L213 63V60ZM219 59V60H220ZM259 59V60H258ZM238 60H240V61H243V63L242 62H238ZM255 60H256V62H257V60H258V62L256 63L255 62ZM260 60H262L261 62H260ZM249 61H250V63L252 64V62H253V64H255L254 66H255V68H253L251 65H250V63H249ZM181 62V63H180ZM212 62V63H211ZM175 63V62H174ZM173 63V64H174ZM185 63V64H184ZM189 63H191V64H189ZM179 64V65H178ZM211 64H212V68H213V70L210 68V66H211ZM258 65H260V66H258ZM188 66V68H190V70H191V72H192V76H193V73H194V68H192L191 66L189 67ZM218 67V68H217ZM226 67V68H225ZM230 68V67H229ZM258 68V69H257ZM174 69V68H173ZM192 69H193V71H192ZM196 69V68H195ZM215 69H217V70H215ZM232 69V67L230 68V70ZM246 69V68H245ZM182 70V71H183ZM187 70V72H190V71H188V69H186ZM198 70V69H197ZM240 70H242L241 72H240ZM181 71V72H182ZM214 73V72H216L215 73V75L216 76H214V77H212V72ZM255 71V72H254ZM190 72V73H191ZM196 73V75H194V78H193V80H196V76H197V79H198V76L199 75H202V74H197V71H195ZM219 72V74H217ZM244 72V73H243ZM248 72H250V75H249V73ZM256 72H258L257 74H255ZM166 73V72H165ZM189 73V74H190ZM242 73V74H241ZM248 74V75H247ZM204 75V74H203ZM220 75V76H219ZM233 75V76H232ZM234 75L236 76L237 75V79H238V81H239V79H240V77H241V75H242V77L243 78H245L244 76H246V77H249V79H251L250 80V82H251V87H250V84L248 85V84H245V85H248V87H250V90H249V88L247 87V86H245L244 87V90H248V92H246L247 94L246 95H248V97H244V96H242V97H244V98H246V99H244V98H242V101H244V102H242L241 101V99H239V98H241V97H239L237 100L235 99L234 100V103H233V101H231L230 99L231 98H233V97H231V98H229V100L230 101H228V95H227V93H228V91L226 90L227 88L225 87V86H229L230 87V83H234L235 81H237V79H236V77H234ZM244 75V76H243ZM253 75H256V77L257 78H255V76H253ZM192 76H190L191 78H192ZM229 77L230 76V78H231V76L233 77V78H228V80L230 79L231 80V82L230 81H228L226 78L227 77ZM253 76V77H252ZM200 77V76H199ZM200 77V78H201ZM239 77V78H238ZM190 78V79H191ZM209 78V77H208ZM252 78H254L255 79V81H252ZM186 79V80H185ZM223 79V81H221V82H219V80H222ZM248 78H246V80H247V83H248V80H249ZM253 79V80H254ZM257 79V80H256ZM186 81V83L185 82H183V81ZM192 80V79H191ZM206 80H209V79H206ZM210 80V81H211ZM198 81H199V79H198ZM213 83H214V81H212ZM211 82V83H212ZM249 82V83H250ZM261 82V83H260ZM185 83V84H184ZM195 83V84H196ZM220 83V84H219ZM222 83V84H221ZM183 84L185 85V86H183ZM217 84H215V86L217 85ZM211 86V88H209L210 86ZM219 85H222V86H219ZM225 85V86H224ZM253 85H254V88H252L253 87ZM186 86H189L190 87V90H189V87L187 88ZM192 86V87H191ZM223 87V88H222ZM224 87H225V89H224ZM228 87V88H229ZM257 87V88H256ZM199 88V89H200ZM231 88H229V90H230ZM254 89V90H253ZM185 90V91H186ZM223 90V91H222ZM217 93H216V92ZM221 91V92H220ZM231 91V90H230ZM187 92H185L186 94H187ZM223 92V93H222ZM227 92V93H226ZM249 93H250V95H249ZM144 94V95H146L145 96V98L144 99H142L141 101L140 100H135L134 102H132L131 104H134V106H132V110H134V112H133V114H132V116H135V115H140L141 117H139V119H137L136 120V122H141V121H143V122H141V126H139L140 128H142V126L144 127V129L146 128V127H148V125H147V121H149L148 122V124H149V129L147 128V130L149 131V133H150V131L152 130H150V128L152 127V128H154L153 126H151L150 127V125L152 124V122H153V124L155 123V117H156V114H157V112H158V102H156L155 103V105L153 104L154 103V100L151 102V100L149 101V99H148V97H153V96H148V94L146 93L145 94V91L144 90H142V92L139 94V98L142 96V95ZM162 94H164V93H162ZM182 94H184V93H182ZM188 94V95H189ZM201 94V93H200ZM219 94L221 95V94H223V95H221V96H219ZM224 94H226V96L224 95ZM232 94V92H230V94L229 95H231ZM245 94V93H244ZM261 94V95H260ZM141 95V96H140ZM144 95L142 96V97H144ZM179 95V94H178ZM177 95V96H178ZM180 97H181V94L179 95ZM186 97H187V95H185ZM191 96H193V95H191ZM194 96H196V95H194ZM137 97V98H138ZM141 97V98H142ZM189 97V96H188ZM219 97V99L218 100H216L217 98ZM177 98H179V97H177ZM248 98H249V100H248ZM194 99H195V97H194ZM200 99H201V101H200ZM204 99L206 100V101H204ZM244 99V100H243ZM148 100V101H147ZM207 100L209 101V104H208V102H207ZM262 100V101H261ZM240 101V102H239ZM201 102V103H200ZM224 102V101H223ZM242 102V103H241ZM251 102V103H250ZM256 102V103H255ZM260 102V103H259ZM239 103H241L242 104V106H241V104H239ZM216 104H220V105H218L217 107H215L216 106ZM239 104V105H238ZM149 105V106H148ZM211 105H212V108H211ZM236 105V106H235ZM244 105V106H243ZM220 106H222V108L220 107ZM261 106V107H260ZM210 107V108H209ZM229 107H230V109H229ZM244 107V108H243ZM248 107V108H247ZM206 108V109H205ZM216 108H218V109H216ZM220 108V109H219ZM238 108V109H237ZM252 108V109H251ZM263 108V109H262ZM215 109H216V111H215ZM227 109V110H226ZM235 109V111H233ZM244 111H243V110ZM154 110V111H153ZM217 110H219V111H217ZM226 110V111H225ZM230 110V111H229ZM262 110V111H261ZM215 111V112H214ZM225 111V112H224ZM232 111V112H231ZM238 111V112H237ZM250 111V112H249ZM191 112H189V113H191ZM198 112V113H197ZM201 114H200V113ZM216 112H219V113H221V114H219L220 115V117L218 116V113H216ZM227 112H229V113H227ZM236 112V113H235ZM248 112H249V115H248ZM252 112V113H251ZM261 112V113H260ZM132 113V112H131ZM153 113H154V117H153ZM156 113V114H155ZM205 113H206V115H205ZM247 115H246V114ZM188 114V113H187ZM186 114V115H187ZM199 114V116H197ZM210 114H213V117L211 116V118H210ZM216 114V115H215ZM130 115V114H129ZM200 115L201 116H203V117H200ZM208 115V116H207ZM227 115V117H225ZM195 116H197V117H195ZM205 116H207L206 118H205ZM221 116H222V119H219V118H221ZM229 116V117H228ZM232 116V117H231ZM245 116V117H244ZM209 117V118H208ZM259 117V118H258ZM202 118H204V119H202ZM238 118H240V119H238ZM153 119H155V120H153ZM202 119V120H201ZM193 120V121H192ZM196 120V121H195ZM199 120H201V121H199ZM226 120V121H225ZM251 120V121H250ZM258 120V121H257ZM150 121H151V123H150ZM210 121H212V122H210ZM214 121V122H213ZM219 121L222 123H219ZM232 123H231V122ZM236 123H235V122ZM248 121V122H247ZM228 122V123H227ZM256 122V123H255ZM217 123H218V125H217ZM225 123V124H224ZM138 124V125H139ZM152 124V125H153ZM211 124V125H210ZM238 124H239V127H240V130H238L239 129V127L237 128V126H238ZM256 124V125H255ZM263 124V126H261ZM137 125V126H138ZM147 125V126H146ZM217 125V126H216ZM225 125H227V126H225ZM229 125V126H228ZM232 125V126H231ZM234 125H236V126H234ZM258 125V126H257ZM224 126V127H223ZM205 127V130L206 131H212L213 129H210V130H207V128ZM235 128H236V130H235ZM209 129V128H208ZM232 130V131H229V130ZM244 129H246V130H244ZM251 129V130H250ZM258 129V130H257ZM133 130V129H132ZM146 130V133L144 132V130L142 129V131L145 133V135L147 136V135H149V133H147L148 131ZM217 130H219L218 128H217ZM226 130V131H225ZM242 130H243V132H242ZM257 132H256V131ZM195 131V132H194ZM214 131H216V130H213L212 132H214ZM225 131V132H224ZM237 131V132H236ZM247 131H249V133L247 132ZM263 131V132H262ZM125 132H127V134L128 135H130V136H128ZM218 132V131H217ZM217 132L216 133H214V134H212V133H210L211 135H217ZM218 132V133H219ZM225 134H224V133ZM228 132V133H227ZM118 133V132H117ZM125 133V134H124ZM194 133V134H193ZM219 133V134H220ZM259 133V134H258ZM0 134H2V132L0 131ZM136 134H137V136H136ZM219 134H218V136H219ZM229 134V135H228ZM120 134H118V136H119ZM120 135V136H121ZM136 136L137 137V139H136V142L137 143H135V144H137L136 145V147H134V149H132L133 147L132 146H134L135 144L133 143V145L131 144V142H133V136ZM144 135V136H145ZM191 135V136H192ZM116 136V135H115ZM127 138H126V137ZM145 136V137H146ZM218 136H215V138H216V140H217V137ZM1 138H0V144H1V140L3 139V137L2 136H0ZM114 137V136H113ZM144 137V138H145ZM234 138V139H233ZM116 139V141H118ZM187 139V138H186ZM212 139L214 140V138L212 137ZM211 139V140H212ZM233 139V140H232ZM236 139V140H235ZM127 140V142H125ZM139 140V139H138ZM142 140H143V138H142ZM131 141V142H130ZM194 141V142H193ZM234 141V142H233ZM124 142H125V144H124ZM134 142H135V140H134ZM192 142V143H191ZM141 144H142V141L140 142ZM228 145H227V144ZM242 143H243V145H242ZM247 143V144H246ZM177 144H181V142H178ZM189 144V145H188ZM234 144V146H232ZM238 144V145H237ZM240 144V145H239ZM257 144V145H256ZM182 145V144H181ZM246 145V146H245ZM116 146V147H115ZM130 146V147H129ZM170 146V147H169ZM188 146H191L190 147V150H189V148H188ZM230 146V147H229ZM238 146L240 147V148H238ZM257 146V147H256ZM140 148H141V145L139 146ZM163 147H165V146H162V148ZM203 147V148H202ZM234 147V148H235ZM140 148H138V149H140ZM143 148H144V146H143ZM162 148H158V147H156L155 148V150H154V152L156 151V153H157V155H156V153H154V156L156 155V156H158L159 155V151L157 152V150L156 149H162ZM166 148H167V151L169 152L170 151V149L169 148H172L171 147V144L169 145H167L166 146ZM197 148V149H196ZM242 148H243V150L245 151H242ZM247 150H246V149ZM256 148V149H255ZM263 148V149H262ZM103 149V148H102ZM240 149V150H239ZM248 149H250V150H248ZM108 151V148H105V150H102L99 154H97L96 155V157H99V156H101L102 154H104L105 153V151ZM134 152H133V151ZM163 150V151H162ZM162 150H160V155H163L162 153H161V151L164 153V154H166V150H165V148L164 149H162ZM165 150V151H164ZM172 150V149H171ZM232 150H234V151H232ZM252 150V151H251ZM263 150V151H262ZM173 151V150H172ZM131 152V153H130ZM254 152V153H253ZM136 153V154H135ZM139 155H138V154ZM190 153V154H189ZM193 154V155H196V154ZM235 153V154H234ZM245 155H244V154ZM249 153V154H248ZM257 153V154H256ZM259 153H260V155H259ZM132 154H134V155H132ZM148 154H150V152L148 153ZM148 154H146V155H148ZM190 156H189V155ZM225 154V153H224ZM241 154V155H240ZM0 155H1V150H0ZM120 155V153H118V156ZM152 153L148 156V157H150V159L149 158H147V159H149V160H147L146 162H148L149 161V164H150V162L151 161H153V158H155L154 156L152 157ZM168 155V158H169V155L170 154H167ZM182 155V154H181ZM196 155V156H197ZM244 155V156H243ZM2 156V155H1ZM1 156H0V160H2V158H1ZM129 156V157H128ZM137 157V158H135V157ZM195 156V157H196ZM263 156V157H262ZM133 157V158H132ZM140 159H139V158ZM152 157V158H151ZM163 157H165V156H163ZM253 157V158H252ZM124 158H126V159H124ZM143 158H145V159H143ZM160 158V157H159ZM178 158V157H177ZM186 158V159H185ZM193 158V157H192ZM197 158V157H196ZM196 158H194V160L196 159ZM228 158H230V159H228ZM119 159H120V156H119ZM152 159V160H151ZM155 159H157V158H155ZM154 159V160H155ZM162 159V158H161ZM170 159V158H169ZM180 159H177L176 161L178 162H176L174 159L173 160H171V162H170V160H169V162L171 163V164H173L172 163V161L174 162H176L177 164H179V166H180V162H182V161H180ZM185 159V160H184ZM228 159V160H227ZM243 159V160H242ZM249 159V160H248ZM256 159H257V161H256ZM261 159V160H260ZM151 160V161H150ZM158 160V159H157ZM165 160V159H164ZM241 160V161H240ZM156 161V160H155ZM180 161V162H179ZM240 161V162H239ZM243 161V162H242ZM263 161V162H262ZM131 162V163H130ZM159 162H161V161H159ZM174 162V163H175ZM197 162V163H196ZM217 162H218V164H217ZM129 163V164H128ZM140 165H139V164ZM142 163H143V161H142ZM163 163V162H162ZM161 163V164H162ZM166 163V162H165ZM175 163V164H176ZM182 163V164H183ZM204 163V162H203ZM202 163V165H204ZM210 163H215L214 165H217V167H215L214 165H211ZM128 164V165H127ZM144 164V163H143ZM149 164H147V166L149 165ZM175 164H173V165H175ZM181 164V165H182ZM186 164V163H185ZM188 164H186V165H188ZM190 164H191V162H190ZM135 165L137 166V168L139 167V169H140V167H141V169H140V171H137L136 173H135V175H134V173L133 172H135L136 171V168H135ZM145 165V164H144ZM169 165V164H168ZM168 165H166L167 166V171H170V173H171V171L173 170H175V169H170L169 170V168H168ZM173 165H170V167H174L175 168V166H173ZM209 165L211 168H212V166L213 167H215V168H212V169H206V168H209V167H207V166ZM232 165H235V166H232ZM126 166V167H125ZM132 166H134V167H132ZM150 167L149 168H151V165H149ZM163 166V165H162ZM183 166V165H182ZM181 166V167H182ZM191 166V165H190ZM181 167H178V170H179V168H180V170L179 171H181ZM183 167H186V166H183ZM221 167V168H220ZM223 167V168H222ZM234 167V168H233ZM131 168H134V169H131ZM160 168V167H159ZM162 168V167H161ZM220 168V169H219ZM227 168H229V169H227ZM231 168V169H230ZM130 169V170H129ZM152 169V168H151ZM154 169V168H153ZM152 169V170H153ZM164 169V168H163ZM165 169V170H166ZM184 169V168H183ZM213 169L215 170V169H217V170H215V171H213ZM221 169H222V171H221ZM227 169V170H226ZM19 170H20V168L17 170L18 172H19ZM125 170V171H124ZM148 170V169H147ZM154 170H156V169H154ZM153 170V171H154ZM160 169H158V171H159ZM177 169H176V171H178ZM225 170H226V174L227 175H225ZM119 171V172H118ZM120 171H121V173H120ZM133 171V172H132ZM145 171H146V169H144V173H145ZM150 171V170H149ZM164 171V170H163ZM167 171H164V172H167ZM172 171V172H173ZM175 171V172H176ZM185 171V170H184ZM218 171V172H217ZM220 171V172H219ZM230 171H232L231 173L228 172ZM244 171V172H243ZM248 171V172H247ZM21 172V171H20ZM156 172V171H155ZM183 172V171H182ZM182 172H180V174L182 173ZM207 172H208V174L209 173H211V174H209L210 176H211V178H209V176H208V174H207ZM238 172V173H237ZM243 172V173H242ZM138 173V176L141 178L140 180H139V178H137L136 177V174ZM147 173V172H146ZM159 173H160V171H159ZM163 173V172H162ZM168 173V172H167ZM234 173V174H233ZM237 173V174H236ZM241 173V174H240ZM122 174V175H121ZM130 174V175H129ZM161 174V173H160ZM174 174V173H173ZM177 174H179V172H177ZM184 173H182V175H183ZM186 174V173H185ZM188 174V173H187ZM191 174V173H190ZM196 174H198V176L196 175ZM252 174V175H251ZM260 174V175H259ZM127 175H128V177H127ZM165 175H166V173H165ZM168 175V174H167ZM170 175V174H169ZM171 175H172V173H171ZM189 175V174H188ZM215 175H216V178L218 177V175L219 176H221V178L220 177H218V178H220L219 180H220V183H222V182H225V183H222V184H220V183H218V184H216V182H215V185L217 186H214V184H213V180H211L212 179V177H214L213 179L215 180L216 178H215ZM223 175V176H222ZM229 175V176H228ZM230 175H232V177H233V179H231V176ZM131 176H133V178H136V179H138L139 181H141L140 182V184L141 183H143V184H148V186L150 187L149 188V190L151 189V191H152V193L151 194H149L150 192H148V187L147 186H145V187H147V190L145 189V191H147V193L146 194H149V196H151V199H150V201L152 202L153 201V203H154V207L155 206H157L158 204H160L158 201H157V199H159V200H161L162 202H161V204L160 205H158V208L157 209H155V208H153L152 206V208H153V210L155 211H159V212H157V214L158 213H160V216L159 217H161V220H159V221H156L155 220V218L157 217L156 216V214H154V212H152L154 215H153V217L154 216H156V217H152L153 218V220L155 221V223L154 224H152V223H150V224H152L151 226H150V224H147V222L146 221H148V220H150L151 222H154L152 219H150V218H148V220H147V217H146V215L145 214H147L145 211H144V215H143V218L142 219H140V221L142 220V222H143V219L145 220V218H146V223H145V226H144V222H143V226H142V224L139 222V220H135L136 218H135V216L136 217H139V214L140 215H142L143 214V211H142V214H141V210L139 211V210H137V209H142V208H146V211L148 212V202L149 201H147V200H145V198L146 199H148V197H144V195H143V193H133V191H136V192H138L137 191V187L136 186H138V188L140 187V185H139V183L138 184H136V186L135 185H130L127 181H129V182H132V181H130V179L132 178ZM135 176V177H134ZM153 177L154 178V180L151 178V177ZM173 176V175H172ZM175 176V175H174ZM178 176V175H177ZM186 176V175H185ZM205 176H206V178H205ZM224 176H227L226 178H228L227 179V181H225L226 179H224L225 177ZM235 176V177H234ZM243 176V177H242ZM246 176V177H245ZM124 177H126V178H124ZM131 177V178H130ZM150 177V178H149ZM165 177V176H164ZM182 177H184V176H182ZM208 177V178H207ZM239 177V178H238ZM255 179H254V178ZM128 178V179H127ZM158 178V177H157ZM162 178V177H161ZM167 178V177H166ZM179 178V177H178ZM217 178V179H218ZM222 178H223V180L224 181H222L221 182V180H222ZM235 178V179H234ZM252 178V179H251ZM263 178V179H262ZM115 179V178H114ZM169 179H172L171 177L169 178H167V180H166V182H168V180ZM173 179L175 180V177H173ZM177 179V178H176ZM184 179H185V177H184ZM209 179L211 180L210 182H212V183H209ZM237 179V180H236ZM241 179V181H238V180H240ZM247 179V180H246ZM116 180V179H115ZM132 180H134V179H132ZM153 180V181H152ZM160 180V179H159ZM163 180H165V179H163ZM173 180V181H174ZM183 180V179H182ZM208 180V181H207ZM229 180H230V182H229ZM233 180V181H232ZM251 180V181H250ZM99 181V180H98ZM138 181V182H139ZM146 181H148V180H146ZM173 181H171V182H173ZM179 183H178V182ZM181 181V182H180ZM238 183H237V182ZM113 182H114V180H113ZM133 182H136V180L135 181H133ZM133 182H132V184H133ZM164 182V181H163ZM166 182H164V183H166ZM234 184H233V183ZM242 182V183H241ZM251 183V185L249 184V183ZM256 182V183H255ZM262 182V183H261ZM47 183V182H46ZM115 183V182H114ZM125 183V184H124ZM177 183H178V185L180 186H183V189H185L186 188V186L188 185V186H191L192 188H195L194 190H196V192H192L191 191V194L190 195H188L190 192H189V190H190V188L191 187H187L185 190V192L184 193H182L184 190L183 189H180V187H179V191H178V193H180L181 192V190H182V196H183V194H184V196H183V198H182V196L181 197H178V196H180V195H177V190H178V185H177ZM189 183H191V182H189ZM199 183V182H198ZM208 183L210 184V185H208ZM261 183V184H260ZM96 184V185H95ZM120 184V185H119ZM143 184L141 185V186H143ZM161 184V183H160ZM159 184V185H160ZM168 184V183H167ZM204 184V185H203ZM230 184V185H229ZM232 184V185H231ZM240 184V185H239ZM242 184V185H241ZM46 185H48V184H45V187L44 188H46ZM98 185H99V187H98ZM126 185V186H125ZM154 185V186H153ZM170 185V184H169ZM168 185V186H169ZM186 185V186H185ZM221 185V186H220ZM227 185V186H226ZM245 185V186H244ZM257 185V186H256ZM117 186V187H116ZM125 186V187H124ZM128 186V187H127ZM134 187V190H133V187ZM167 186V185H166ZM196 186H199L198 188L199 189H197V187ZM219 186V187H218ZM261 186V187H260ZM43 187V186H42ZM123 187H124V189H123ZM130 187V188H129ZM144 186L143 187H140V188H145ZM156 187V186H155ZM174 187H175V189H176V192L174 191L175 189H174ZM185 187V188H184ZM255 189H254V188ZM106 188V189H105ZM124 190V192H123V190ZM127 190H129V191H126V189ZM221 188V189H220ZM227 188V189H226ZM232 188H233V190H232ZM118 190V192H117V190ZM131 189V190H130ZM136 189V190H135ZM141 189V190H142ZM169 189V188H168ZM238 189V190H237ZM248 189V190H247ZM250 189V190H249ZM252 189V190H251ZM115 190V191H114ZM122 190V191H121ZM139 190V189H138ZM141 190H139V192H141ZM188 190V191H187ZM230 190V191H229ZM236 190V191H235ZM258 190V192H256V191ZM99 191V192H98ZM101 191H102V193H101ZM111 191V192H110ZM119 191L120 192H123V193H121L120 195H124L123 197L125 198H122V196L121 197H117L116 196V192H117V194L119 193ZM220 191V192H219ZM233 191V192H232ZM244 191V192H243ZM252 191V192H251ZM86 192V193H85ZM128 192H130V194H128ZM173 192V193H172ZM186 192H188V194L186 193ZM214 196H211L210 195V193ZM214 192V193H213ZM218 192V193H217ZM223 192V193H222ZM231 192V193H230ZM113 195H112V194ZM126 193L129 195V197L132 199V201H137V202H133V205H135V203H136V207H139V208H134L133 207V205H132V207L130 208L129 206V208L127 209V207L125 206V208H124V205L126 204V202L127 201H125V202H123L124 200H126V197H127V195H126ZM171 193V194H170ZM174 193H176L175 195H173ZM220 193H221V195H220ZM247 193H248V196H247ZM259 193V194H258ZM261 193V194H260ZM80 194V195H79ZM109 194H111V195H109ZM114 194H115V196L116 197H114ZM136 194H138L137 196H136ZM153 194V195H152ZM209 194V195H208ZM215 194L216 195H218L219 194V197H218V199L216 198V196H215ZM236 194V195H235ZM246 194V195H245ZM87 195V196H86ZM91 195V196H90ZM95 195V196H94ZM110 196L111 198H108V200H109V202L106 200L107 199V197L108 196ZM125 195H126V197H125ZM155 195V196H154ZM161 195V196H160ZM167 197H166V196ZM169 195H171V196H169ZM207 195L209 196L208 198H207ZM262 195V196H261ZM112 196H113V198H122L121 200H119L118 199V201L116 202V199H114V200H111V199H113L112 198ZM118 196H119V194H118ZM157 196V197H156ZM162 196H164L163 198H161L160 199V197H162ZM237 196V197H236ZM241 196V197H240ZM80 197H82V199H80V200H78V202L79 201H81V203L79 202H77V200H75V198H80ZM106 199H105V198ZM128 197V198H129ZM136 197V198H135ZM166 197V198H165ZM169 197L171 198V199H169ZM179 198L177 201L175 200H173L174 198ZM242 197H243V199H242ZM100 198V199H99ZM104 198V199H103ZM127 198V200L128 201H130L129 199ZM156 199V200H153V199ZM165 198V199H164ZM190 198V199H189ZM241 198V199H240ZM124 199V200H123ZM148 199V200H149ZM167 199V200H166ZM197 199V200H196ZM213 199H215V200H213ZM217 199V200H216ZM87 202H86V201ZM97 200V201H96ZM108 202V205L106 204V202ZM123 200V201H122ZM139 200H143V201H139ZM170 200H173V201H170ZM184 200V201H183ZM198 200H202L203 201V203H202V201H199V203H198ZM205 200H206V202H208L209 203V206L207 205V203H205ZM211 200H213L212 201V203H210L211 202ZM252 200V201H251ZM83 201H84V203L86 204V205H84V203H83ZM96 201V202H95ZM103 201H104V203H103ZM110 201H115L116 202V204H118V202H120L119 204H122L123 205V203H124V205H123V208H121L122 206H117L114 202V204L113 203H111ZM147 201V202H146ZM156 203H158V204H155V202ZM184 202V204L182 203V202ZM256 201V202H255ZM73 202V203H72ZM77 202V203H76ZM123 202V203H122ZM131 202V201H130ZM139 202V203H138ZM170 202H172V204L174 205H176V203H177V205H180L181 207H185V208H181L180 207V211H179V207H177V206H175V210H174V212H172V214L171 213H166L165 214V211L166 212H170V211H168L169 210V208L168 207H170L172 204L170 203ZM194 202V203H193ZM213 202H214V204H213ZM97 203H98V205H97ZM99 203H101V204H99ZM112 204V207L114 206L115 207V210H117V212H118V209L119 208H117V207H120L121 209H119V211L120 210H122L123 211V209H126V211L128 212V210H130V214L129 215H133V214H135L137 211H139L138 213L139 214H135V215H133L134 216V218H131V216H129V217H126L127 219L129 218V219H132L131 220V222H129L128 220H125V221H128L131 225H133V223H132V221L134 222V220L135 221H138V223H140L141 224V227H143V229H144V231H146V233H147V230H151V229H153L152 230V232L151 233H149V231H148V233L146 234L148 237L147 238H145L144 237V235H145V233L143 232V236L142 237H139V231L142 233V231L141 230H136V231H138L137 232V234H136V236L137 237H139V239L140 238H142V242H139V240H137L138 238H136V236H132V238L130 237V235H131V233L133 232H135V229L133 228L132 230H131V228H132V226H130L131 228L129 229V228H126V226H128L129 227V225H125V221H124V223H123V225H125V228H124V226L122 225V223L120 224V222H117L118 220H120V218L118 219V218H116L113 214L116 212L115 210H114V208H113V210L114 211H111L112 209H110V213H112V212H114V213H112L111 215H109L108 214V216H111V217H104L106 220H108V218H110V220L109 221H105V224H107L108 226H103V224L104 223H102V225H101V221H103V219L101 220L100 218H102V216L101 215H107V213H109V211L107 210V209H109L110 207H111V205L110 204ZM132 203V202H131ZM171 204V205H169V204ZM196 203V204H195ZM67 204H69V203H67ZM72 204H78V206H76V207H78L76 210H78V211H76V210H73V209H75L74 208V206L75 205H73V207H72ZM94 204H96L95 206H96V208H95V211H94V207L95 206H93ZM127 204L129 205L130 203L129 202H127ZM151 204V203H150ZM186 204V205H185ZM211 204V205H210ZM213 204V205H212ZM109 206V207H107V206ZM130 205V206H131ZM138 205V206H137ZM163 205H165V206H163ZM169 205V206H168ZM172 205V208H174V206ZM183 205V206H182ZM206 205V206H205ZM69 206V205H68ZM67 206V207H68ZM81 208H80V207ZM83 206V207H82ZM85 206V207H84ZM104 207V206H106L105 207V209L106 210H101V211H99L100 209H101V207ZM117 206V207H116ZM160 206V207H159ZM212 206H213V208H212ZM102 207V209H104ZM150 207V206H149ZM162 207V208H161ZM197 207H199V208H197ZM202 207V208H201ZM208 207H210V208H208ZM73 208V209H72ZM151 208V209H152ZM168 208V209H167ZM176 208H178V209H176ZM188 208V209H187ZM208 208V209H207ZM88 209H90V213L88 212ZM181 209H182V213L180 214L179 212H181ZM187 209V210H186ZM198 209V211H201V212H198V211H196ZM61 210V209H60ZM59 210V211H60ZM68 210V211H67ZM73 210V211H72ZM92 210L94 211V212H96V213H93L92 212ZM132 210H133V214H132ZM134 210H136V211H134ZM150 210V209H149ZM164 211V212H162L161 213V211ZM171 211H173L172 209H170ZM184 210H186L185 212H184ZM190 210V211H189ZM212 210V211H211ZM84 211V212H83ZM86 211V212H85ZM108 211V212H107ZM118 212V213H120V215L122 216V217H125V215L127 216V214L129 213H127V212H125V210H124V212ZM179 211V212H178ZM189 212V215H191V218H190V216L187 214L188 212ZM196 211V213H194ZM209 211V212H208ZM66 212H68V215H67V213ZM70 212V213H69ZM73 212V213H72ZM75 212H77L76 213V216H75ZM83 212V213H82ZM101 212H103V213H101ZM150 212V213H151ZM187 212V213H186ZM191 212V213H190ZM208 212V213H207ZM92 213V215H97V214H99V215H97V218L95 219V218H93L92 219V217H95V216H92V215H90L91 216V218L89 219L88 217H86V215L88 214V216H89V214H91ZM101 213V214H100ZM117 213V214H118ZM179 214V215H176V214ZM185 213V214H184ZM192 213H194V214H192ZM200 214V217L202 216V218H200V217H198L199 215H196V214ZM207 213V214H206ZM78 214V215H77ZM82 215V218L80 217V220H78V217H79V215ZM164 214V215H163ZM167 214H168V216H167ZM188 215V216H185V215ZM206 214V215H205ZM217 214V215H216ZM72 215V216H71ZM83 215H84V218H83ZM119 215V214H118ZM150 215H152V214H150ZM150 215H148V217L150 216ZM159 215V214H158ZM166 215V216H165ZM171 215H172V217H171ZM176 215V216H175ZM183 215V216H182ZM196 215V217H194V216ZM75 218H74V217ZM120 216V217H121ZM132 216V217H133ZM144 216H145V218H144ZM182 216V217H181ZM193 216V217H192ZM58 217V218H57ZM112 217H115L116 219H114V222L111 220V218ZM117 217H119V216H117ZM141 217V216H140ZM139 217V218H140ZM169 217H171V218H169ZM174 217H176V219L174 218ZM207 217H208V219H207ZM218 217V218H217ZM139 218H137V219H139ZM179 218H181V220H182V223L180 222L181 220L178 219ZM183 218H185L186 219V221H185V219L183 220ZM187 218H189V219H187ZM216 218V219H215ZM58 219V220H57ZM104 219V220H105ZM123 218H121V220H122ZM157 220H158V217L156 218ZM192 219V220H191ZM197 220V221H193V220ZM201 219V220H200ZM242 219V220H241ZM101 220V221H100ZM173 220H176V221H173ZM192 222H191V221ZM202 220H204V221H202ZM40 220H38V222H39ZM64 221V222H65ZM79 221V222H78ZM83 221H85V223H83ZM150 221H148V222H150ZM173 221V226H172V224H171V226L169 225L171 222ZM212 221V222H211ZM59 222V223H60ZM73 222V223H72ZM100 224H99V223ZM116 222V223H115ZM123 222V221H122ZM187 222V223H186ZM189 222H191L190 223V225H188V223ZM194 222V223H193ZM204 223V224H202V223ZM241 222V223H240ZM55 223V224H54ZM78 223H81V225L79 224L78 225ZM98 223V225H100L99 226V228L97 227L96 228V226H98V225H96L95 226V224H97ZM113 223H115L116 224V228H119V229H123V231H124V229H129V230H131V231H128V233H130V235L128 236V233L126 234V233H122L123 234V236L124 235H127L128 237H130L132 240H133V242L134 243H132V242H129L128 240H125V241H123V239H126V237L127 236H125V238H121V243H119L120 242V240H119V238L120 237H122V236H120V235H122V234H119V238L116 240V241H118L119 240V242H115L117 245H121L120 247H119V249L117 248H115L117 245L116 244H114L115 245V247H112L113 245V243H111L110 242V240L111 239H113V240H111L112 242H114V239H116L117 237H118V235L117 236H115L114 235V232H115V230H116V228L115 229H112V227H109V224H110V226H111V224H112V226H115ZM127 223V222H126ZM166 223H168V225L166 224ZM181 223V224H180ZM183 223H185V224H183ZM193 223V224H192ZM199 223H200V225H199ZM233 223H235L234 225H233ZM72 224V225H71ZM73 224H74V227H73ZM88 226H86V225ZM90 224H93V225H89ZM146 224H147V226H146ZM159 224H160V228H159ZM176 224V225H175ZM186 224L188 225V226H186ZM192 224V225H191ZM194 224H196V225H194ZM238 224V225H237ZM53 225H52V227H53ZM59 225V224H58ZM58 225H56V227L55 228H57V227H60V226H58ZM69 225V226H68ZM82 225H84V226H82ZM136 226H137V224H135ZM154 225V226H153ZM162 225H164V226H166V229L168 230V233H167V231H166V229H165V231L163 230L164 228H162V227H164V226H162ZM178 225H179V227H178ZM76 226H78L79 227V229H78V227H76ZM82 226V227H81ZM92 226V227H91ZM103 226V227H102ZM121 226V227H120ZM149 226H150V228H149ZM168 226L170 227V230L168 229ZM255 226V227H254ZM257 226V227H256ZM89 227H91V229L89 228ZM93 227H95V228H93ZM105 227V228H104ZM108 227V229L106 230V228ZM138 227V226H137ZM152 227H154V228H152ZM176 228V232H172L173 231V228ZM189 227V228H188ZM192 227H194V229H196V230H194ZM222 227V228H221ZM93 228V229H92ZM162 228V229H161ZM172 228V229H171ZM177 228H179V229H181V232L179 231V233H180V235H179V233H178V238H177V235H175L174 236V234H177V232H178V229ZM182 228H183V230H182ZM187 228V229H186ZM191 228V230H189V232H187V230L188 229H190ZM110 229H111V231H110ZM142 229V228H141ZM158 229H159V231H158ZM220 229V230H219ZM229 229H230V231H229ZM127 230H125V231H127ZM163 230V231H162ZM172 230V231H171ZM175 230V229H174ZM63 231V232H64ZM97 231H99V232H97ZM118 232L120 231V230H117ZM117 231H116V233L115 234H117ZM124 231V232H125ZM171 233H170V232ZM186 231V232H185ZM223 231H224V233H223ZM228 231V232H227ZM236 231V232H235ZM82 232V233H81ZM92 232V233H91ZM109 232H110V234H109ZM154 232H156V233H154ZM165 232V233H164ZM182 232L183 233H186V235L188 236V237H190L191 235L193 236H191L190 237V239H192V246H191V242H189L188 243V241L190 240V239H188V237L184 234H182ZM196 233V234H194V233ZM202 232V233H201ZM238 232V233H237ZM241 232V233H240ZM73 233V234H74ZM116 237V238H114L113 236H112V234ZM164 233V234H163ZM170 233V234H169ZM192 233V234H191ZM211 233V234H210ZM72 234V235H73ZM95 234L96 235H98V236H95ZM101 234V235H100ZM103 234H106V235H103ZM149 234H151L150 235V237H152V238H154L155 239V236L156 235H158V236H156V240H153L152 238H150L149 237ZM167 234H168V236H167ZM199 234V235H198ZM202 234V235H201ZM221 234V235H220ZM230 234V235H229ZM95 236L94 238L92 237V236ZM100 235V236H99ZM134 235V234H133ZM154 235V236H153ZM161 235V236H160ZM181 235H183V236H185V240H186V243H183L182 244V242H184L185 240H183V236H181ZM197 235V236H196ZM228 235V236H227ZM105 238H104V237ZM170 236H171V238H170ZM173 236V237H172ZM197 238H196V237ZM236 236V237H235ZM243 236V237H242ZM76 237H74V238H76ZM85 237V238H84ZM89 237V238H88ZM98 237V238H97ZM158 237V238H157ZM170 239H172V240H170ZM182 237V238H181ZM220 237V238H219ZM222 237V238H221ZM247 237V238H246ZM91 238V239H90ZM129 238V239H130ZM135 240H134V239ZM166 238V239H165ZM174 238V239H173ZM196 238V239H195ZM231 238V239H230ZM235 240H233V239ZM236 238V239H235ZM238 238V239H237ZM244 238V239H243ZM80 239V240H81ZM83 239L81 240V241H83ZM90 239V240H89ZM92 239H94V240H92ZM101 239V240H100ZM152 239V240H151ZM159 241H158V240ZM161 239H162V241L164 240L165 241V243H163L162 241H161ZM182 240V241H180V240ZM197 239H199L198 241L200 242V244L202 245V247H200V248H198L199 246H201L200 244H197V243H199L198 241H196ZM201 239H203V242L201 241ZM217 239H220V240H217ZM240 239H241V241H240ZM96 240V241H95ZM215 240V241H214ZM244 240V241H243ZM99 241V242H98ZM144 241V242H145ZM153 241H155V243H152ZM160 241H161V243H160ZM191 241V240H190ZM195 241V242H194ZM218 241V242H217ZM233 241V242H232ZM77 242H79V241H77ZM98 242V243H97ZM101 242V243H100ZM138 242H139V246H140V248H139V246H138ZM179 242V243H178ZM181 242V243H180ZM208 242V243H207ZM216 242V243H215ZM65 243V242H64ZM64 243H62L61 245H64ZM66 243H65V246H68V245H66ZM95 243V244H94ZM137 244V246H136V244ZM160 243V244H159ZM171 243H172V245L173 246H171ZM176 243H178V244H176ZM202 243H206L205 245L204 244H202ZM131 244H134L135 246H136V248L137 249H135L133 246V249H135V250H137V251H135V250H133L132 251V247H131ZM157 244H159V245H157ZM166 244H168V245H166ZM179 244H180V247H179ZM185 244H186V246H187V248L186 249H188V247H189V245H190V247H189V249L191 248V251L192 252H188V253H186L187 251H186V249L184 250V248L186 247L185 246ZM187 244H189V245H187ZM194 244V245H193ZM208 244V245H207ZM231 244V245H230ZM127 246V248H126V246ZM165 245V246H164ZM175 245V246H174ZM195 245H199L198 247H196ZM207 245V246H206ZM234 245V246H233ZM86 246V245H85ZM111 246V247H110ZM122 246H123V249H124V247L126 248V250L124 249V251L121 249L122 248ZM129 246L131 247V249L129 248ZM142 246H144L143 244H142ZM159 246V247H158ZM162 246V247H161ZM216 246H217V248H216ZM244 246V247H243ZM166 247V248H165ZM169 247V248H168ZM222 247H224L222 250H221V248ZM243 249H242V248ZM129 248V249H128ZM159 248H161V249H159ZM175 250H174V249ZM183 248V249H182ZM193 248L195 249V252L196 251H198V254H195V252L193 251ZM205 248H207V249H205ZM221 250V251H219V249ZM86 250L85 251V253H83L81 250ZM95 249H96V251L97 252H95ZM114 249H116L117 251H115ZM139 249V250H138ZM164 249V250H163ZM165 249H166V251H165ZM170 249H172V250H170ZM178 249H180L178 252H180L179 253V255H177V254H175L176 256H174V257H172L171 255H173L175 252L174 251H177ZM188 249V250H189ZM197 249V250H196ZM202 249V250H201ZM212 249H213V251H212ZM69 250H70V248H69ZM71 250V251H72ZM83 250V251H84ZM106 251V252H104V251ZM122 250V251H121ZM127 250H129V251H127ZM158 250V251H157ZM199 250H200V252H201V254H199ZM225 252H224V251ZM230 250H231V252L233 253L234 251V254H230L231 252H230ZM59 252L58 253H60L61 254V250H58ZM90 251H92V252H90ZM104 252V254L106 253H108V252H110V255H109V253L105 256L104 254H103V252ZM115 251V252H114ZM135 251V252H134ZM141 251V252H142ZM144 251H145V253H144ZM173 251V253L171 254V252ZM182 251V252H181ZM203 251L204 252H207V254H204L203 253ZM219 251V252H218ZM31 254L32 253H34L33 251H29ZM80 252H82L83 253V256H84V258H82L83 256H81L80 254H78V253H80ZM102 252V253H101ZM118 252H120V253H118ZM121 252H127L126 254H129V256L128 255H126V254H124V255H126V256H124L125 258H123V253H121ZM155 252H157L158 254H156ZM185 252V253H184ZM218 252V254H216ZM242 252V253H241ZM248 252V253H247ZM77 253V254H76ZM99 253V254H98ZM114 253L116 254V255H114ZM132 253V254H133ZM160 253V254H159ZM197 253V252H196ZM223 253V254H222ZM228 253V254H227ZM247 253V254H246ZM31 254H29L30 256H31V258L32 259H29L28 258V260L26 261V263L25 264H30V261L33 263L34 261V257L31 255ZM60 254H58V257H59V255ZM101 254V255H100ZM131 254V255H132ZM138 254H140V257L138 256ZM171 254V255H170ZM182 254V255H181ZM193 254V255H192ZM197 256L198 255V257H196L195 255ZM206 255L205 256V258L203 257L204 255ZM211 254V255H210ZM241 254V255H240ZM73 255V256H72ZM79 255V256H78ZM109 255V256H108ZM155 255H157V256H155ZM159 255H161L160 257H158ZM168 257H167V256ZM200 255L203 257H200ZM227 255V256H226ZM95 256V257H94ZM100 256H101V258H100ZM105 256V257H104ZM112 256H116V257H114V259H112ZM179 258H178V257ZM192 256V257H191ZM234 256V257H233ZM236 256V257H235ZM77 257V258H76ZM81 259H80V258ZM106 257H108V258H106ZM123 259H122V258ZM155 257V258H154ZM209 257V258H208ZM218 257V258H217ZM228 257V258H227ZM250 257V258H249ZM44 258H46V257H44ZM44 258L42 257V259H40V260H44ZM60 258V257H59ZM59 258H58V260H59ZM67 258H70V259H67ZM73 258H75V259H73ZM97 258V259H96ZM106 258V259H105ZM110 258V259H109ZM127 258V259H126ZM151 260H149V259ZM163 258V260H161ZM216 260H215V259ZM220 258V259H219ZM227 258V259H226ZM231 258V259H230ZM236 258V259H235ZM47 259V258H46ZM64 259H66V260H64ZM97 260V262H96V260ZM101 259H105V263H103L104 261L103 260H101ZM108 259H109V262H108ZM118 259V258H117ZM132 259V260H133ZM146 259V260H145ZM169 259H171V260H169ZM181 259V260H180ZM214 259V260H213ZM39 260V261H40ZM48 260V264H49V261L50 260H52V259H47ZM57 260V259H56ZM95 262H94V261ZM99 260H101V262L99 261ZM107 260V261H106ZM111 260H113V261H111ZM124 260V261H123ZM131 260V259H130ZM129 260V261H130ZM160 260V261H159ZM170 262H169V261ZM174 260V261H173ZM219 260V261H218ZM220 260H222V261H220ZM229 260V261H228ZM234 260V261H233ZM255 260V261H254ZM36 262H34L35 264L37 263V261H38V258L35 260ZM42 261H40L38 264H43L44 262H45V260H44V262H42ZM94 263H93V262ZM118 261V260H117ZM128 261V262H129ZM152 261H153V263H152ZM155 261V262H154ZM180 261V262H179ZM182 261V262H181ZM217 261V262H216ZM226 261V262H225ZM42 262V263H41ZM51 262H54V260L53 261H50V263ZM57 262H59V261H57ZM56 262V264H61V263H57ZM68 262V263H67ZM123 262V263H122ZM150 262V263H149ZM157 262V263H156ZM160 262V263H161ZM4 264H8V262H3ZM33 263V264H34ZM55 263V262H54ZM131 263H133V262H131ZM136 263V264H137ZM159 263V264H160ZM161 263V264H162ZM0 264H2L1 262H0ZM45 264V263H44ZM71 264H72V262H71ZM89 264V263H88ZM125 264V263H124ZM134 264V263H133Z\"/></svg>",
  "mask_w": 264,
  "mask_h": 264
}]
</instances>
